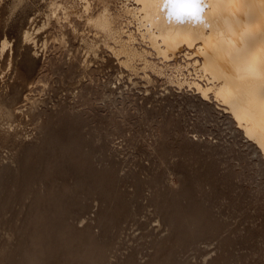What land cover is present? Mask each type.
Segmentation results:
<instances>
[{"label":"rangeland","instance_id":"obj_1","mask_svg":"<svg viewBox=\"0 0 264 264\" xmlns=\"http://www.w3.org/2000/svg\"><path fill=\"white\" fill-rule=\"evenodd\" d=\"M32 9L13 17L6 28L5 16L0 17V38L7 33L14 40L15 51L13 68L4 78L0 74V100L5 105L22 98V93L13 95V76L16 67L22 66L24 61V56L19 55L25 53V48H20V35L28 16L35 12ZM52 44L46 61L57 64L65 61L58 55L60 47ZM6 59L7 56L3 65ZM94 65L93 73L87 77L91 81L92 75L94 80L100 81L92 80L97 89L92 97H98L91 117L93 124L80 135V130H72L66 119H55L48 128V132L56 135L54 139H49V134L34 129L33 125L19 129V137H7V127L0 121V264H23L27 258L31 264H96L82 239L88 225L94 227L98 245H112L110 264H133L130 258L136 250H140L143 264H159L151 261L158 248L156 239L169 233L165 222L168 205L164 201H171L168 186L181 185L182 175L190 183L188 210L197 208L196 212H200L198 230L188 234V242L183 239L182 245L188 243L184 251L178 249L177 239L172 237L158 250V260L165 264H264V174H256L255 169L244 165L242 154L249 149L228 120L220 117L217 122H208L196 107L188 104L187 109H182L181 96H172L170 108V101L162 96L164 82H159L161 86L157 83V88L151 87L154 94L149 91L151 99L146 100L141 96L147 93V83L128 71L122 73L116 61L110 65ZM50 66L48 63L52 71ZM37 74L38 71L34 76ZM131 76L137 84L131 81ZM54 77H57V82L53 83L56 89L48 98L49 106L63 102L72 103L76 110L79 105L82 106L79 109L84 108L71 99V91L66 90L69 84L60 80L63 75L57 73ZM118 78L123 80L121 84L118 81L121 88L115 87ZM107 79L114 83L113 90L105 87ZM105 91L109 92L108 96L104 95ZM144 104L156 106V110L168 115L171 111L175 116L184 114L186 109L188 137H201L200 142L188 141L187 145H182L172 135L175 140L169 139L166 145H161L157 141L161 131L156 128L158 124L153 120L144 122ZM113 117L115 123L111 121ZM116 126H123L121 132H125L122 134ZM164 146L185 147L188 165L180 162L181 156L177 155L172 158L176 160L171 159L173 167L169 170L158 156ZM249 157L255 158L254 155ZM207 169L214 181L205 184V191L201 193L194 184L198 178L207 177ZM231 171L238 174L229 177ZM158 177L165 179L159 194L146 183ZM137 183L144 184V193L134 202L132 195ZM157 207L163 208L162 214L156 213ZM133 210L139 211L138 219L124 220ZM121 222L118 234H114L115 226Z\"/></svg>","mask_w":264,"mask_h":264},{"label":"bare ground","instance_id":"obj_2","mask_svg":"<svg viewBox=\"0 0 264 264\" xmlns=\"http://www.w3.org/2000/svg\"><path fill=\"white\" fill-rule=\"evenodd\" d=\"M162 3L163 0H0V17L5 16V28L10 26L13 17L19 13L28 12L32 8L35 10L31 15H27L28 23L21 31L20 48H25V53L20 52L19 55L24 56V61L22 66L16 67L13 76V95L22 93V98L20 101H13L11 105H5L0 100V121L7 127L6 136L19 137V129L33 125L34 129L44 130L49 134V139H54L56 135L48 132V128L55 119H66L72 130H80V135L84 128L93 124L91 117L95 100L98 98L92 97L93 92L95 94L97 91L92 82L95 76L91 75V81L87 77L93 73L95 63L104 66L116 61L122 73L128 71L130 75L147 83V93H140L142 98L148 100L149 91L153 92L151 87L164 82V92L160 91L164 93L163 98L166 97L170 101L167 105L173 104L172 96H181L179 105L182 104V109H187L188 104L196 107L208 122H217L220 117L228 120L234 133L238 132L249 149V152L242 154L244 165L255 169L253 171H256V174H264V0H203L198 18L183 21L174 17L169 19ZM13 41L7 33L0 38L2 78L15 63ZM51 44L60 47L61 52L58 55L63 56L65 61L59 64L51 60L46 61ZM6 56V64L3 65ZM48 63L52 65V71H49ZM36 71L38 74L34 76ZM57 73L63 75L61 82L69 84V87L65 88L71 91V99L75 103L80 102L84 108L79 109V105L76 110L72 103L63 102L49 106L48 98L56 89L53 83L57 82V77H54ZM132 76L131 81L137 84ZM118 81L119 84L123 82L122 78H118L115 87L121 88ZM113 84L107 79L104 85L113 90ZM99 91L101 92V88ZM108 93L105 91L104 95L108 96ZM6 95H9L8 91ZM149 105L143 106L144 122L153 120L158 124L159 128L155 127L161 130L160 133L157 132V141L159 140L161 145H166L169 139H176L177 143L182 145H187L188 141L197 144L200 142V136H195L197 139L188 137L185 127L186 109L184 114L177 113L179 115L175 116V112V115H172L170 111L168 115L163 110H156V106ZM111 121L115 123V118H111ZM121 128L116 126L120 132L123 129ZM172 135L175 139L171 138ZM49 139L45 138V141ZM162 150L161 156H158L169 170L173 167L172 160H176L172 158L177 155L181 156L180 162L188 165V150L185 147L179 149L164 146ZM252 155L255 158L249 157ZM207 172V177L196 180V191L202 193L205 191V184L214 181V178L211 179L210 169H207ZM230 173L229 177H232L236 176L238 171ZM164 181L163 177H158L146 183L159 194ZM137 184V189L132 195L134 202L144 193V184ZM188 184V178L182 175L181 185L168 186L167 192L172 197L171 201L164 202L168 205L165 222L169 233L156 239L158 248L153 254L152 263L165 264L158 260V250L163 245L166 246L172 237H176L178 249L184 251L188 248V243L182 245L183 239L186 238L188 242V234H194L198 230L200 212H196L197 208L188 210ZM263 188L260 186V190ZM162 209L157 207L156 213L162 214ZM138 216L139 211L133 210L124 220H136ZM122 222L115 226L114 234H118ZM96 237L94 227L88 225L82 239L89 246V253L94 255L93 263L110 264L112 245H98ZM139 254L140 250L132 254L130 261L133 264H143ZM31 263L27 258L23 264Z\"/></svg>","mask_w":264,"mask_h":264},{"label":"snow or ice","instance_id":"obj_3","mask_svg":"<svg viewBox=\"0 0 264 264\" xmlns=\"http://www.w3.org/2000/svg\"><path fill=\"white\" fill-rule=\"evenodd\" d=\"M203 0H163L162 6L166 9L169 19L178 21L198 18Z\"/></svg>","mask_w":264,"mask_h":264}]
</instances>
